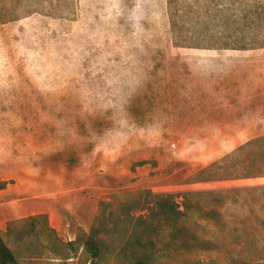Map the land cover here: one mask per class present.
<instances>
[{
	"label": "rangeland",
	"instance_id": "374dc122",
	"mask_svg": "<svg viewBox=\"0 0 264 264\" xmlns=\"http://www.w3.org/2000/svg\"><path fill=\"white\" fill-rule=\"evenodd\" d=\"M258 49L264 0H0V231L19 222L18 264H85L94 226L112 264H264V116H196L190 97L212 58L191 50ZM144 192L184 213L175 244L163 223L123 245Z\"/></svg>",
	"mask_w": 264,
	"mask_h": 264
},
{
	"label": "crops",
	"instance_id": "0c3cea01",
	"mask_svg": "<svg viewBox=\"0 0 264 264\" xmlns=\"http://www.w3.org/2000/svg\"><path fill=\"white\" fill-rule=\"evenodd\" d=\"M191 51L199 58L212 57L206 58L204 64L192 66L196 81L191 84L190 97L198 106L196 116H264V49L210 56L199 50ZM167 166L173 168L175 163L170 161ZM200 184L187 187L195 188ZM61 225L62 221L57 228Z\"/></svg>",
	"mask_w": 264,
	"mask_h": 264
},
{
	"label": "trees",
	"instance_id": "16d2710c",
	"mask_svg": "<svg viewBox=\"0 0 264 264\" xmlns=\"http://www.w3.org/2000/svg\"><path fill=\"white\" fill-rule=\"evenodd\" d=\"M6 182H0V191L5 190ZM144 211L148 214L146 216L135 218L133 216L128 217V228L125 230V236L123 238V245L125 247L130 246L142 247L144 250L148 246H153L152 237L157 236L158 227L161 224H166L170 229V235L172 242L175 244L178 236L181 235V230L176 226L179 220L184 216V213L180 210L178 204L174 201L172 195H154L151 192H144ZM102 205H105L104 203ZM45 219V230L48 231L57 243L59 241L56 231L48 226L46 216L30 217L27 220L22 221H37L38 219ZM19 222L8 223L4 231H0V264H18V258L16 254L8 247L7 242L14 234V227ZM154 223H157L154 225ZM104 233L97 226H94L88 235L83 239L82 245V257L85 258L87 264H112L113 258H106V241ZM144 238V239H143ZM63 245V244H61ZM71 243L70 246H73ZM123 255H125L123 253ZM157 253L152 251L151 253L144 252L141 256L132 255L129 258L127 264H156Z\"/></svg>",
	"mask_w": 264,
	"mask_h": 264
}]
</instances>
